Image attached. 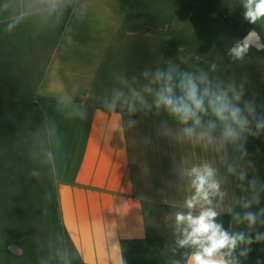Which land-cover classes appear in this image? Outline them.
I'll use <instances>...</instances> for the list:
<instances>
[{"label":"crops","instance_id":"obj_1","mask_svg":"<svg viewBox=\"0 0 264 264\" xmlns=\"http://www.w3.org/2000/svg\"><path fill=\"white\" fill-rule=\"evenodd\" d=\"M185 26L156 19L139 0H0V214L35 223L33 234L23 230L27 245L7 241L0 251L33 248L38 264L45 249L51 264H187L195 249L177 243L175 217L199 215L200 205L185 207L189 172L207 164L219 182L217 155L184 135L193 122L155 111L149 68L128 67L139 40L143 54H169ZM250 30L260 48L226 41L263 51L264 17ZM248 175L219 182L220 192L234 199L237 188L243 203ZM211 199L218 215L234 217L232 234L238 215ZM258 248L237 245L231 258L251 264Z\"/></svg>","mask_w":264,"mask_h":264},{"label":"rangeland","instance_id":"obj_2","mask_svg":"<svg viewBox=\"0 0 264 264\" xmlns=\"http://www.w3.org/2000/svg\"><path fill=\"white\" fill-rule=\"evenodd\" d=\"M236 2L243 4L246 0H139L143 9L149 6L156 19L164 16L172 27L183 22L186 26L180 33L177 30L176 43L172 44L169 54H162L157 47L151 49L149 56L143 54L141 51L146 49L147 44L139 40L136 44V58L128 67L138 71L149 68L150 72H153L155 92L152 100L156 112L173 117L163 107L157 109L154 103L156 91L161 86L160 83L154 82L155 73L168 72L171 69L174 84L179 83L181 74L184 73L196 78L205 76L207 86L213 91L226 92L232 103L239 107L248 119L247 130L242 132L241 138L235 142L222 139L223 124L210 109L206 113L198 114L201 124L196 127V132H208L211 136V140L207 137L203 139V147L212 146L217 155L215 158L220 184L226 182L231 185L234 182L237 186L249 174L248 179L252 184L250 196H245L242 203L241 190L236 188L234 199L231 194L221 192L218 205L220 211L227 209L231 214L238 215L232 234L244 231V235L252 240L251 244L238 245H259L251 264H264V239L254 240L258 226L261 237H264V188L260 191L264 186V128L258 129L256 126L258 121H264V50L259 51L243 44L248 47L241 58L236 59L230 55V50L235 46L226 41L225 36L243 39L252 28V23L245 18V6L234 5ZM161 59L162 66L159 64ZM128 82V78L123 77L119 84L126 86ZM197 83L201 90L206 86L199 80ZM174 93L181 95L178 87L174 89ZM237 94L240 96L238 101L234 99ZM248 107L252 109L251 114L247 110ZM210 124L215 127L209 129ZM167 129L170 132L176 131L173 126ZM241 175L243 179L240 178ZM245 204L249 206L245 207ZM246 211L256 214V222L251 227L243 219ZM34 228V220L32 216L29 218V214L26 218L20 214H0V246L4 247L3 244L7 241L27 245L28 236L23 230L33 234ZM34 237L32 235L33 240ZM10 250L0 251V264H38L33 248L28 247L22 257L13 255L18 253L16 245H11ZM45 250L44 264H51V251Z\"/></svg>","mask_w":264,"mask_h":264},{"label":"clouds","instance_id":"obj_3","mask_svg":"<svg viewBox=\"0 0 264 264\" xmlns=\"http://www.w3.org/2000/svg\"><path fill=\"white\" fill-rule=\"evenodd\" d=\"M245 18L251 23L264 17V0H246ZM247 45L233 47L230 55L239 59L247 51ZM197 80L206 84L201 90ZM154 82L161 86L155 94V106L157 109L163 107L170 115L177 118L181 124L187 125L191 120L192 127L184 128V135L188 138L196 137L203 140L207 137L211 140L208 132H196V127L200 126L199 113H206L209 109L217 120L223 124L222 139L224 141L235 142L241 138V133L247 130L248 119L242 114L241 109L229 99L226 92L213 91L206 83V77L201 75L196 78L191 74H181L178 84L173 83L172 70L168 72L157 71L154 76ZM179 88L181 95L174 93L175 88ZM146 91H152L147 88ZM142 99V98H141ZM239 100L237 94L234 97ZM207 102V106H206ZM249 114L252 109L248 107ZM257 128H264V121L257 122ZM214 124L209 125V129L214 128ZM192 177L191 186L195 190L194 194L185 201V207L189 210L197 205L201 206L199 215L188 213L176 214L177 230L182 232V239L178 240L180 247L191 246L195 251L188 258L187 264H236L232 257L233 250L238 244H251V238L243 233L230 234L222 226L215 222L218 213L211 207L212 197L222 195L220 184L215 179V170L205 164L200 167H194L190 170ZM243 179V175L240 177ZM205 205H208L205 207ZM245 204V207H248ZM249 227L256 222L254 213L248 212L243 217ZM264 237L257 236V240ZM244 253H242L243 255ZM229 257V258H226Z\"/></svg>","mask_w":264,"mask_h":264},{"label":"water","instance_id":"obj_4","mask_svg":"<svg viewBox=\"0 0 264 264\" xmlns=\"http://www.w3.org/2000/svg\"><path fill=\"white\" fill-rule=\"evenodd\" d=\"M243 40L257 48L262 46L258 33L255 30H250L244 37ZM18 253H22V250H18Z\"/></svg>","mask_w":264,"mask_h":264},{"label":"trees","instance_id":"obj_5","mask_svg":"<svg viewBox=\"0 0 264 264\" xmlns=\"http://www.w3.org/2000/svg\"><path fill=\"white\" fill-rule=\"evenodd\" d=\"M233 219L234 217L230 214L218 215L217 223L220 224L222 228L228 232ZM226 258H229V257H226Z\"/></svg>","mask_w":264,"mask_h":264},{"label":"flooded vegetation","instance_id":"obj_6","mask_svg":"<svg viewBox=\"0 0 264 264\" xmlns=\"http://www.w3.org/2000/svg\"><path fill=\"white\" fill-rule=\"evenodd\" d=\"M250 31V30H249Z\"/></svg>","mask_w":264,"mask_h":264}]
</instances>
